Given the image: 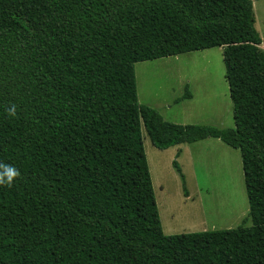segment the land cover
<instances>
[{
	"label": "trees",
	"instance_id": "1",
	"mask_svg": "<svg viewBox=\"0 0 264 264\" xmlns=\"http://www.w3.org/2000/svg\"><path fill=\"white\" fill-rule=\"evenodd\" d=\"M262 43L253 0H0V165L18 173L0 184V264H264ZM215 48L234 129L138 103L136 64ZM142 129L159 151L238 150L241 225L164 235Z\"/></svg>",
	"mask_w": 264,
	"mask_h": 264
},
{
	"label": "rangeland",
	"instance_id": "2",
	"mask_svg": "<svg viewBox=\"0 0 264 264\" xmlns=\"http://www.w3.org/2000/svg\"><path fill=\"white\" fill-rule=\"evenodd\" d=\"M253 13L264 52V0L256 1ZM222 53L215 48L136 64L138 103L151 107L168 123L234 129ZM186 87L191 99L174 104ZM141 135L164 235L227 231L241 225L248 202L238 150L208 139L159 151L144 129ZM173 162L180 167L184 182Z\"/></svg>",
	"mask_w": 264,
	"mask_h": 264
},
{
	"label": "clouds",
	"instance_id": "3",
	"mask_svg": "<svg viewBox=\"0 0 264 264\" xmlns=\"http://www.w3.org/2000/svg\"><path fill=\"white\" fill-rule=\"evenodd\" d=\"M17 175L18 173L14 168L6 165H0V184L11 185Z\"/></svg>",
	"mask_w": 264,
	"mask_h": 264
},
{
	"label": "crops",
	"instance_id": "4",
	"mask_svg": "<svg viewBox=\"0 0 264 264\" xmlns=\"http://www.w3.org/2000/svg\"><path fill=\"white\" fill-rule=\"evenodd\" d=\"M256 1H259V0H254L253 1V5L256 3ZM145 64H146V62H145ZM142 66H144V64Z\"/></svg>",
	"mask_w": 264,
	"mask_h": 264
}]
</instances>
